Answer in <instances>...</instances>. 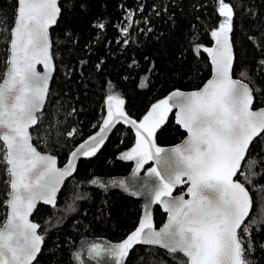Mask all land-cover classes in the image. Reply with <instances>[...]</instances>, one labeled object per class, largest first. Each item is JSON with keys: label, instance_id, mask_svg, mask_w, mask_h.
Returning <instances> with one entry per match:
<instances>
[{"label": "trees", "instance_id": "1", "mask_svg": "<svg viewBox=\"0 0 264 264\" xmlns=\"http://www.w3.org/2000/svg\"><path fill=\"white\" fill-rule=\"evenodd\" d=\"M221 3L229 11L220 12ZM59 7L50 30L55 71L31 129L32 142L64 165L79 145L104 137L79 155L55 204H38L34 211L43 246L32 264H81L85 245L124 242L131 243L117 264H188L180 253L135 239L131 234L142 199L102 182L130 172L133 162L121 153L134 142L139 120L152 105L176 91L197 89L210 77V51L223 32L233 49V76L251 86L254 107L264 105V0H61ZM16 9L17 0H0V82ZM184 136L170 108L152 145L158 151ZM236 179L252 198L238 231L243 264H264V131L252 142ZM185 186L182 182L171 192L181 193ZM8 198L0 140V226ZM165 217L154 203L151 225L159 227Z\"/></svg>", "mask_w": 264, "mask_h": 264}, {"label": "water", "instance_id": "2", "mask_svg": "<svg viewBox=\"0 0 264 264\" xmlns=\"http://www.w3.org/2000/svg\"><path fill=\"white\" fill-rule=\"evenodd\" d=\"M61 0H17L9 60L0 82V140L9 173V198L0 226V264H32L43 246L32 220L38 204L53 206L83 152L104 133L79 145L64 165L32 142L55 65L50 30ZM210 77L197 89L176 91L168 102L185 136L150 157L159 177L181 193L159 197V227L140 233L143 245L180 253L188 264H243L238 231L252 209L248 189L236 179L252 142L264 131V105L254 107L251 86L232 74L233 49L225 32L210 51ZM140 130V129H139Z\"/></svg>", "mask_w": 264, "mask_h": 264}, {"label": "rangeland", "instance_id": "3", "mask_svg": "<svg viewBox=\"0 0 264 264\" xmlns=\"http://www.w3.org/2000/svg\"><path fill=\"white\" fill-rule=\"evenodd\" d=\"M219 11H229V6L221 3ZM227 24L229 22L225 21L224 25ZM170 108V103L165 99L156 102L150 107L147 113L139 120L141 130L137 131L134 142L121 153L122 158L133 162L130 172L125 176L102 182L104 186L115 185L124 192L142 199L140 221L134 233L131 234L135 239L140 236L144 228L151 226V208L153 204L157 203L160 196L171 193V187L159 177L155 165L148 164L150 161L148 138H151L164 122ZM129 243L87 244L82 249L81 264H117L123 254H125Z\"/></svg>", "mask_w": 264, "mask_h": 264}, {"label": "flooded vegetation", "instance_id": "4", "mask_svg": "<svg viewBox=\"0 0 264 264\" xmlns=\"http://www.w3.org/2000/svg\"><path fill=\"white\" fill-rule=\"evenodd\" d=\"M151 139V141H152V137L150 138ZM154 148V147H153ZM150 149V148H149ZM161 150V149H160ZM160 150H158V151H160ZM158 151H156V152H158ZM150 161H151V159H150Z\"/></svg>", "mask_w": 264, "mask_h": 264}]
</instances>
